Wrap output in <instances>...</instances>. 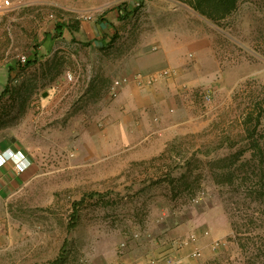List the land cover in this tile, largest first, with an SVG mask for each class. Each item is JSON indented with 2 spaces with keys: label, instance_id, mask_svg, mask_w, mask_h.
Wrapping results in <instances>:
<instances>
[{
  "label": "rangeland",
  "instance_id": "374dc122",
  "mask_svg": "<svg viewBox=\"0 0 264 264\" xmlns=\"http://www.w3.org/2000/svg\"><path fill=\"white\" fill-rule=\"evenodd\" d=\"M84 15L108 34L58 37ZM180 58L184 135L166 140L152 132L171 110L153 112L136 93L175 79ZM0 68V152L30 161L0 189V264L264 260V0H236L217 20L189 0H11L0 7ZM164 68L176 76L132 81ZM119 77L130 81L114 96ZM134 111L141 126L129 124Z\"/></svg>",
  "mask_w": 264,
  "mask_h": 264
},
{
  "label": "crops",
  "instance_id": "0c3cea01",
  "mask_svg": "<svg viewBox=\"0 0 264 264\" xmlns=\"http://www.w3.org/2000/svg\"><path fill=\"white\" fill-rule=\"evenodd\" d=\"M69 22L67 21L65 22L66 25H62V28L59 30L60 35H58V37H63L66 41H71L75 44L76 42H80L81 44L85 42H96L102 37V34H104V36L108 34L110 29L109 24L105 20L95 24H93L91 21L82 20L74 27ZM58 25L61 26L60 24ZM35 55L32 53L31 56L35 57ZM174 64L176 68H179L177 66H181V69H178L177 71L178 75L175 79H168L165 81L159 80L152 86L145 88L144 93H136V99L143 101L144 104H149L150 110L153 112L162 111L164 104H167L169 110H171L172 114L168 117L169 119H167L168 125L166 128H161L159 130L156 129L154 132H152V134L156 137L159 135L163 136L164 132L168 131L169 134L167 137L163 136L166 140H172L179 135H184V120H179V115L184 114V104H178L177 98L174 97V94H176V88H184V59L180 58L177 60V62H173V65ZM7 79L8 73L6 68H0V94L7 85ZM179 97L184 101L183 96ZM138 112L141 113L140 108L138 109ZM133 113L134 117L131 119V122H129L130 120L127 118L130 126L134 124H140L141 126L142 114L138 116L137 112L134 111ZM154 139L157 141L159 140L158 138ZM159 144L160 148L155 152L161 151L162 147L164 146L162 139ZM26 172L27 170H25L24 173L17 174L14 172L11 163H5L2 167H0V189L10 188L11 186L17 185L21 178L26 175ZM177 256L181 260V264H198L196 261L186 259L182 253H180V255L177 253ZM150 262L151 261H149L147 264H151Z\"/></svg>",
  "mask_w": 264,
  "mask_h": 264
},
{
  "label": "built area",
  "instance_id": "2783aa9c",
  "mask_svg": "<svg viewBox=\"0 0 264 264\" xmlns=\"http://www.w3.org/2000/svg\"><path fill=\"white\" fill-rule=\"evenodd\" d=\"M25 3H32V2H39V1H46V0H23ZM11 5V0H0V7H7ZM84 21H90L92 17L90 15H84L82 17ZM16 62L20 66H24L27 62V55L21 54L18 55L16 58ZM176 76V72L173 69L164 68L154 74L150 75H140L136 74L133 76L132 81L139 87H145L146 85H150L155 81L156 79L163 77V78H174ZM130 79L127 77H119L114 79L111 82L110 85V93L112 95L117 94V89L122 87L123 85L129 83ZM202 98L204 101L209 100L210 94L208 92H205L202 94ZM5 163H11L12 168L15 173L21 174L23 173L29 166L30 161L28 160L27 156L21 151V150H11V149H5L0 152V167H2ZM199 253L197 251H194L192 253V256H198ZM151 264L155 263V260L150 262ZM163 264H181V260L175 256L166 257L163 259Z\"/></svg>",
  "mask_w": 264,
  "mask_h": 264
},
{
  "label": "trees",
  "instance_id": "16d2710c",
  "mask_svg": "<svg viewBox=\"0 0 264 264\" xmlns=\"http://www.w3.org/2000/svg\"><path fill=\"white\" fill-rule=\"evenodd\" d=\"M190 5L192 8L199 13L200 15L211 19V20H217L224 18L227 14H229L234 8L236 4V0H189ZM58 29H60V26H56ZM41 43H39L37 40L34 41V47L31 50V52L35 55L36 52L34 49L38 47ZM29 61L27 60L26 63ZM18 65V63H17ZM7 91V87L4 88V90L1 93V96L5 95ZM249 115L247 114L244 116V123L247 122L249 119ZM259 124V116L255 117V126ZM250 138H252L250 136ZM253 146L255 147L257 145V141L253 140ZM256 264H264V260L258 261Z\"/></svg>",
  "mask_w": 264,
  "mask_h": 264
}]
</instances>
